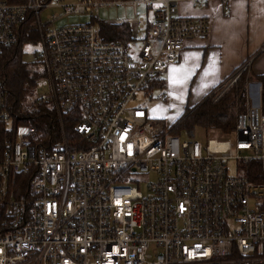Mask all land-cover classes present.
I'll list each match as a JSON object with an SVG mask.
<instances>
[{
    "label": "built area",
    "instance_id": "2783aa9c",
    "mask_svg": "<svg viewBox=\"0 0 264 264\" xmlns=\"http://www.w3.org/2000/svg\"><path fill=\"white\" fill-rule=\"evenodd\" d=\"M179 1L0 0V47L18 44L24 26L36 33L40 99L61 130L44 145L35 126L16 124L0 156V264H264V179L247 174L257 162L264 176L260 103L237 113L233 139L205 144L141 106L165 100L150 87L185 41L208 35L207 18L179 15ZM126 3L133 17L104 24H126L136 50L91 22L54 25ZM247 68L207 97L217 101ZM0 121H11L1 86Z\"/></svg>",
    "mask_w": 264,
    "mask_h": 264
},
{
    "label": "trees",
    "instance_id": "16d2710c",
    "mask_svg": "<svg viewBox=\"0 0 264 264\" xmlns=\"http://www.w3.org/2000/svg\"><path fill=\"white\" fill-rule=\"evenodd\" d=\"M97 27L99 36L104 40L128 42L130 38L126 24L98 23ZM28 28V25L22 28L18 44L0 47V86L11 113L10 122L0 121V156L9 149L13 142V128L19 123L35 126L38 140L44 145L59 142L61 139L60 126L51 103L40 99V90L44 89V69L39 62H26L23 57V45L33 37L30 36L33 33ZM253 77L260 86L259 103L264 112V74ZM250 79L247 71H244L217 101H211L206 95L199 102L184 106L173 122L165 124L171 127L172 134H183L186 138H193V131L197 127L205 131L219 130L224 134L232 132L237 113L246 108V85ZM163 88L164 79L157 77L149 93L151 95L153 92L162 91ZM66 129L68 132L71 125L67 123ZM247 174L252 179H264L257 162H252Z\"/></svg>",
    "mask_w": 264,
    "mask_h": 264
},
{
    "label": "crops",
    "instance_id": "0c3cea01",
    "mask_svg": "<svg viewBox=\"0 0 264 264\" xmlns=\"http://www.w3.org/2000/svg\"><path fill=\"white\" fill-rule=\"evenodd\" d=\"M177 7L179 15L207 18L209 32L206 37L185 41L176 61L159 76L164 79V103H184V100L189 101L191 97L195 104L244 63H248L247 75L251 78L253 75L264 74V0H180ZM193 54L198 55L199 59H189L188 65H198L195 74L182 89L171 87L167 79L171 68L184 63L185 57ZM212 60L216 61L217 72L204 77L203 72ZM249 82L246 85L247 100L249 102V95L252 94V105L256 101L259 104L260 86L257 82ZM205 83L209 87H202ZM257 90L259 95L255 98ZM181 92L183 98L176 99L175 96ZM163 101L158 102L164 105L161 103ZM164 108L148 113L150 117L160 119Z\"/></svg>",
    "mask_w": 264,
    "mask_h": 264
},
{
    "label": "rangeland",
    "instance_id": "374dc122",
    "mask_svg": "<svg viewBox=\"0 0 264 264\" xmlns=\"http://www.w3.org/2000/svg\"><path fill=\"white\" fill-rule=\"evenodd\" d=\"M64 1H75V0H64ZM142 5L138 6V13H142ZM51 12L55 11V9L50 10ZM134 16L132 7L130 4H114V5H103L99 9V15L98 19L96 20L95 18H92L89 13L85 14H67L64 15L62 18L58 19L54 25L59 26L62 24L66 25H73V24H81V23H87L91 22L94 23L95 26H98V23H104L107 19H128ZM33 37L24 43L23 45V50L24 54L23 57L26 62H31V55L33 52L37 49H39V43L37 42V35L36 33L31 34L30 36ZM128 44L133 47L135 50L137 49L139 45L138 42H132L130 39L128 40ZM256 82L254 77L250 79V84ZM231 87V86H230ZM229 87V88H230ZM43 91V88L40 90V92ZM143 93H139L137 95L138 98L143 97ZM259 95V92L257 90L255 98H257ZM254 98V95H249V103L252 104V100ZM260 100V99H259ZM184 100V103L174 101V102H167L164 103V105H160L158 101L156 100H149V101H143L141 104L142 107L146 108L147 111H153L154 109H161L165 106L164 110L162 111V121L166 124H170L173 122L175 118L178 117V115L183 111L184 106L188 105L190 106L192 103V98L190 97L189 101ZM186 103V104H185ZM258 104V101H256L255 105ZM160 105V106H159ZM159 106V107H158ZM160 118V119H161ZM154 119V118H153ZM181 139L186 138L185 136H180ZM188 138V137H187ZM193 138L197 141H200L202 144H205L208 139H214V140H227V139H233L234 138V133L230 132L227 134H224L220 132L219 130H207L205 131L204 129L197 127L193 131ZM229 168L233 169V163H229ZM154 177L150 176L148 179L147 177H143L142 182H140V188L143 190V192H146V181H153Z\"/></svg>",
    "mask_w": 264,
    "mask_h": 264
},
{
    "label": "snow or ice",
    "instance_id": "6c2138e0",
    "mask_svg": "<svg viewBox=\"0 0 264 264\" xmlns=\"http://www.w3.org/2000/svg\"><path fill=\"white\" fill-rule=\"evenodd\" d=\"M157 7H159V5H157ZM189 59L198 60L199 56L196 54H193L191 57L186 56L184 59V63L180 64L179 66H174L171 68L170 74L167 78L169 81V85L171 87L182 89L187 84L191 76L195 74V70L196 67H198V65L189 66L188 65ZM216 72H217L216 61L212 60L208 64L207 68L204 70L203 76L208 77L210 75H215ZM202 87L207 88L209 87V85L205 83L202 85ZM169 95H175V93H169ZM175 98L182 99L183 92H181L180 95L175 96ZM153 111H156V109H154Z\"/></svg>",
    "mask_w": 264,
    "mask_h": 264
}]
</instances>
